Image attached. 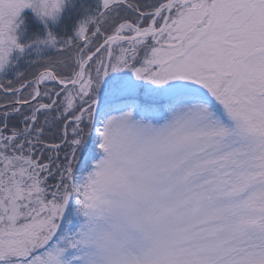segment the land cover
Listing matches in <instances>:
<instances>
[{
  "label": "snow or ice",
  "instance_id": "6c2138e0",
  "mask_svg": "<svg viewBox=\"0 0 264 264\" xmlns=\"http://www.w3.org/2000/svg\"><path fill=\"white\" fill-rule=\"evenodd\" d=\"M0 92V264H264V0H0Z\"/></svg>",
  "mask_w": 264,
  "mask_h": 264
},
{
  "label": "rangeland",
  "instance_id": "374dc122",
  "mask_svg": "<svg viewBox=\"0 0 264 264\" xmlns=\"http://www.w3.org/2000/svg\"><path fill=\"white\" fill-rule=\"evenodd\" d=\"M149 2H150V0H149ZM122 46H124V47H127V45L126 44H124V45H122ZM118 48H117V54H118ZM7 103V100L4 98V95H3V93L2 92H0V105H4V104H6Z\"/></svg>",
  "mask_w": 264,
  "mask_h": 264
}]
</instances>
